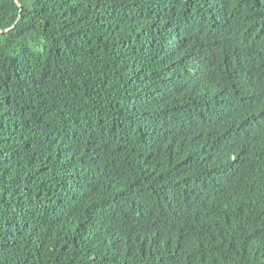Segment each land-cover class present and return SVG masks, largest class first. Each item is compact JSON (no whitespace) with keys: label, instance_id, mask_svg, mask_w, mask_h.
Returning <instances> with one entry per match:
<instances>
[{"label":"trees","instance_id":"16d2710c","mask_svg":"<svg viewBox=\"0 0 264 264\" xmlns=\"http://www.w3.org/2000/svg\"><path fill=\"white\" fill-rule=\"evenodd\" d=\"M0 264H264V0H0Z\"/></svg>","mask_w":264,"mask_h":264}]
</instances>
